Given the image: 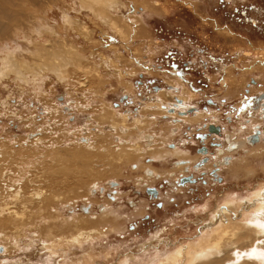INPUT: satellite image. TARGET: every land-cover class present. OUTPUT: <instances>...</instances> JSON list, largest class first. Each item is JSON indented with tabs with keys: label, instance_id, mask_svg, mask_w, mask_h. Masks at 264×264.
I'll list each match as a JSON object with an SVG mask.
<instances>
[{
	"label": "rangeland",
	"instance_id": "obj_1",
	"mask_svg": "<svg viewBox=\"0 0 264 264\" xmlns=\"http://www.w3.org/2000/svg\"><path fill=\"white\" fill-rule=\"evenodd\" d=\"M7 1L9 3L0 2V8L8 13V17L0 14V22L20 25V28L13 29V39L18 43L10 41L9 46L14 50L26 47L32 51L30 55L25 53L28 57L24 54L21 62L25 60L35 68L42 62L52 63L53 55L60 54L66 57L67 62L72 61V65L66 66L65 82H59L48 72L44 74L42 97L36 96L30 86L13 79L12 75L0 81V153L6 149L4 155L0 156V175L3 177L1 172L7 168L16 171L19 157L29 153L30 162L39 170V179L32 178L30 185L26 181L24 189L26 192H30L31 188L41 189L49 195L44 207L41 206L40 217H36L39 213L30 216L27 213L22 218L27 220H24L23 227L20 226L22 223L15 225L20 227L18 229L15 226L0 227L1 234L6 231L7 236L15 234L18 241V247H10L4 255L0 254V264H83L86 261L82 256L84 253L102 251L104 247V252L106 250L112 254L111 260L97 257L84 264H119V261L129 260L124 255L131 252H134L135 261L144 264L154 258V251L150 248L148 254H143L146 258L141 260L139 249L142 245L149 242L155 244V239L184 245L197 236L199 226L209 215V212L203 214L206 207V211H213L222 198L230 195H236L237 200L245 202L248 193L264 186V141L259 145L249 144L248 149L231 152V158L222 161L224 167H218L214 163L217 148L212 150L210 146L211 143H219L220 147L225 145V138L223 135L214 137L216 134L208 133L207 128L212 124L227 133L238 132L239 123H245L251 115L256 114L255 110L252 114L251 111L245 113L248 108L244 112L242 108L248 101L264 93V0H116L115 9L109 11L117 25L129 27L120 29V33L128 34L125 36L111 29L106 20L100 19L99 11L94 15L88 9H80L74 0ZM63 12L73 19L69 26L62 19ZM37 23H44L55 34L51 36L33 31L32 24ZM7 31L4 30L5 33ZM8 38L10 34H4L0 38V46ZM38 50L52 55L40 58L39 54L33 53ZM9 51L12 50L0 49V53ZM70 52H77L76 57L75 54L69 55ZM76 59H80L79 65L74 63ZM77 66L84 67L86 71H77ZM83 81L94 93L87 94V90L79 87L77 82ZM183 90L192 93L188 109H177L176 118L159 117V111L154 109L156 102L161 100L168 106L175 97L187 96ZM77 103L82 106L75 108ZM165 107L161 108L164 112L167 111ZM108 110L126 115L124 125L128 132L125 135L121 136L122 128L117 126L121 125L118 115L112 119L106 115L103 118L107 119H102ZM195 111L208 117L204 120L200 118L197 121L200 124L183 123L181 118H191ZM151 115H155L153 121ZM33 119L38 123L33 124ZM135 119L140 121L138 126L145 129L146 135L151 133V136H156V142L152 143L155 149L160 143L167 142L169 148L179 146L188 151L190 149L191 156H200L201 160L204 155L198 150L202 146L209 147L212 152L207 153V162L181 173L174 172L175 178L171 175L173 178L170 179L166 172L173 169L174 158L163 162L145 157L142 160L144 165L134 168L129 165L132 160L125 156L112 167L104 164L102 155L97 151L90 153L82 146L77 147V143H85L87 134L94 136L102 146L109 145L120 136L125 150L136 142L142 146L144 141L139 142L140 128L133 129ZM31 121L32 124H29ZM112 125L117 128L111 129ZM262 128L264 136V125ZM80 149L91 155L88 167L94 174L90 178L83 172L85 164L75 157V151ZM146 165L161 175L147 179L144 173ZM213 170L221 178L220 181L211 177ZM188 177L195 182H180L181 178ZM34 181L37 183L34 184ZM93 181L98 183L100 189H96L95 195H89L87 202L83 201L82 197H87V187ZM175 186L177 189H174ZM147 188H155L157 198L148 194ZM114 195H117L116 199ZM55 198L59 200L55 201ZM92 199L94 203L87 205ZM107 200L111 201L113 211L119 215L121 228L117 232L96 241L92 248L87 245L70 251L65 248V255L60 250L64 248L51 257L41 249L39 240L44 239L45 235L35 233L38 221L45 218L43 224L51 228L50 237L68 236L75 232V228L66 225L56 229L52 227L54 223H60L48 218L55 213V209L50 211L51 208L60 211L63 220L72 216L69 213L72 209L79 215H95L102 202ZM28 217L32 222L28 221ZM2 240L3 237H0V242ZM159 259L160 256L152 261ZM128 264L135 263L130 261Z\"/></svg>",
	"mask_w": 264,
	"mask_h": 264
},
{
	"label": "bare ground",
	"instance_id": "obj_2",
	"mask_svg": "<svg viewBox=\"0 0 264 264\" xmlns=\"http://www.w3.org/2000/svg\"><path fill=\"white\" fill-rule=\"evenodd\" d=\"M74 1L75 2L77 1L80 9H88L91 12H93L94 15H97L96 12L99 11L100 12V14H99L100 19H102L103 21L106 20V23L107 22L109 23V25L111 26V29H113L115 32H118L121 36L128 35V34L120 33V29L121 28L128 29L129 27H127V26L125 27V25H121V24L117 25V22L114 20L112 14H110L109 9L110 10L115 9L116 6H114V4H115L116 0H74ZM141 1H144V0H141ZM0 2H2V3L6 2L7 3L8 1L7 0H0ZM25 2H26V0H25ZM97 8L99 10H97ZM0 14H3L4 16L8 17V13L3 8H0ZM31 16H32V14H31ZM31 16H29V19L30 18L32 19ZM34 17H36V16H34ZM62 19H63V21H65L66 24H68V26H69V23L72 22L71 20H73L68 15V13H65V12H63ZM62 19H61V22H62ZM0 20H1V18H0ZM38 21H39V19H38ZM27 23H29L28 20H27ZM33 23H36V22H33ZM133 23H135V22H133ZM32 25H34L33 26L34 29H32L33 27L32 28L30 27V29H32L33 31L36 30L38 32H41V34L48 33L51 36H53L52 35L53 33L55 34V32H52V30H51L52 28L45 27L46 25L44 23H40V24L37 23V24H32ZM32 25H30V26H32ZM75 26H74V28H75ZM135 26H136V24H135ZM15 28H20V25L19 26L13 25L12 23L2 24L0 22V38H3L4 34L6 36L8 34H10V38H8L4 42L3 46H0V49L5 48V49L12 50V51H9L6 53H0V81L2 79H5V78L9 79L10 76L12 75L13 79L15 78V80H17L18 82H21L27 86H30L31 90L35 91L36 96L42 97V95H43L42 86L44 84L43 83L44 82L43 81L44 80V74L46 72H48L50 74H53L59 82H65L67 80L66 66L69 65L72 61L70 62L68 60L69 62H67L65 60L66 57H63L60 54L59 55L54 54L53 55L54 58H53L52 63L42 64L43 62L41 61L42 63L37 64V67H35V68L33 65L30 66L29 64H27L25 62V60L24 61L22 60V62H21L20 60L22 59V56L25 53L26 54L29 53V55H30V54H32V51H30L26 47H22L21 50H17V49L14 50V48L9 46L10 41L11 42L13 41L12 43H14V44L18 43L15 39H13V36H14L13 29H15ZM21 28L24 29L22 26H21ZM79 28H80V26H79ZM5 29H6V31L8 30L6 32L7 34L4 32ZM87 32H89V31H87ZM133 32H134V28H133ZM25 33L26 32H24V34ZM30 33H31V31H30ZM22 34L23 33H21V35ZM26 35H27V33H26ZM38 39H40V38H38ZM29 40L31 41V38ZM44 51L38 50L35 52L33 51V53L36 55L39 54L40 58L44 55H52V53L44 52ZM76 53L77 52H75V53L70 52L69 55L75 54L74 56L76 57V55H77ZM67 57H69V56H67ZM24 58H25V56H24ZM69 59H71V58H69ZM79 60L76 59V62H74V63L75 64L77 63L79 65L80 64ZM71 65H72V63H71ZM79 69H81V71H82L81 73H83V71L85 70L84 67L77 66L76 70L78 71ZM88 73H89V71L87 70V74ZM83 75L86 76V74H83ZM77 83L79 84V87H83L85 90H87V94L94 93V92H91V90L89 89L90 87L88 88L86 81L77 82ZM183 92H185V90H183ZM169 93L171 94L172 92H169ZM185 94L187 96L175 97L176 99L174 101L172 100V103L169 104L168 106L166 104H164L161 100L157 101L156 104L154 105V109L159 111L158 116L159 117L166 116V117H169L170 119L176 118L177 117V112H176L177 109H179L181 111L188 109L187 106H189L191 104L190 103V98H191L190 94H192V93H190V91H187V92H185ZM94 96H97V95H94ZM168 98H170V97H168ZM86 103H88V102H86ZM263 104H264V100H263ZM164 105L166 106L165 108L167 109L166 112L161 110V108H163ZM81 106H82V104H80V106L78 105V103L75 104V108H79ZM262 106L264 107V105H262ZM104 107L108 108L106 105ZM45 110H46V108H45ZM46 111H47V113H51V115H52V112H50L48 110H46ZM108 111H109L108 114H104V115L101 114L102 119H107V118H103L106 115H108V116L110 115L111 119H112V117H115V115H118V117L120 118L119 122L121 125H117V126L122 128V129H120L121 136L125 135L128 132L126 125H124L125 122L127 121L126 115L115 113V111H113V110L112 111L108 110ZM194 113L195 114L193 115V117L191 116V118H188V117H186L185 119L181 118L183 123H188V124H194V123L197 124L198 123V124H200V121L197 122L198 120H200V118L204 120L205 117H208V115L205 113L202 114V113H198L196 111ZM261 113H263V111H261V110H259V112L256 111V114L253 115V117L250 116L251 118L249 121H247L245 123L240 122L238 125L239 126L238 132L227 133L224 129H221L220 136L224 135V133L229 134L231 136L230 139L232 142H233V140L238 142V148L234 150L233 148L234 147L236 148V145L234 143H230V141L228 140V137L225 136L224 138H225V143L227 144V147L225 149H223V147L221 146V148H220V149H222L221 152L215 151V152H218L217 153L218 155L215 154L214 163H217L216 165H218V167H221V166L224 167L222 160L224 157L231 156L232 153L230 154L229 152H231L232 150L237 151L240 148H242V149L247 148L248 149V145L246 143V138L252 134V131H253L255 126H259L260 131H261V133L259 135L260 136L259 143L257 145H259L260 143H262V141H264V136L262 133L263 132L262 125H264V115ZM154 116H152V119H151L152 121L155 118ZM212 118H214V117H212ZM262 119H263V122H262ZM34 120L35 119H33V124H35V123L37 124L38 122H36V121L34 122ZM134 121L135 122L133 124V129H138V127L140 128V126H138V123H140V121H138L137 119H135ZM86 122H88V120ZM29 124H32V121H31V123L29 122ZM112 126L113 127H111V129H113V130H115V127L117 128L116 125L115 126L112 125ZM144 130L145 129H142V128L138 129V131H140L139 134L141 135V140L139 142L142 143L144 141V144H142V146H139V144L135 141L136 143H133L130 148L125 150L123 148H126V147L122 143L121 136L119 138L116 137L117 139H115L109 145L102 146V145H99L98 142H96V139H94V136L89 137V135L87 134L86 137L84 138L85 143H77L79 145L77 147L81 148L80 146H82L83 149H86L90 153H94L97 151L98 153H100L102 155L101 159L103 160L104 164H106V166H112V167H114L113 164L116 161L120 160V158H122V157L124 158L125 156H128L130 161L132 160L129 163V165L134 167V168H137L139 166L144 165V164H142V160H144L145 157H149L151 161H163L164 162L168 159L174 158L176 160V162L177 161L184 162V164H182V165L172 163L173 169L170 172H166L167 178H170V179L173 177L175 178V176H176L175 173L183 172L185 166H187L188 169L196 168L195 164L200 159L198 156L192 157L191 152H189V151H191L190 149L188 151L187 148L183 149L179 146H174L173 148H169L166 145L167 142L160 143L159 147L155 149L154 148L155 146L152 145V143L156 142V140H154L156 136L154 134H152V136H151V133H148L150 135H148V134L146 135ZM41 132H42V130H41ZM66 132L69 133L68 130ZM79 132L81 133V131H78V133ZM71 133H73V132H71ZM241 133H242V135H241ZM37 135H40V134H37ZM240 136H244V137H240ZM35 140L37 141L38 138H35ZM33 143H35V142H33ZM39 144H40V142H39ZM41 144H42V142H41ZM52 145H54V143ZM43 146H45V145H43ZM54 146H56V145H54ZM254 148H255V146H254ZM2 150L3 151L0 153V156L4 155L6 149H2ZM52 150H50V151H52ZM26 151H28V150H26ZM110 152H112L111 155L108 154ZM90 153H87V152L85 153L81 149L76 150L74 153L75 157H77V160H79L80 163L83 162L85 164V165H83V167L85 168L83 170V172H84L86 177H89V176L94 174L89 170V167H88V163H89L88 161L91 158ZM11 154L13 155V153H11ZM28 154L27 155L22 154L23 157H19L20 161H19V163H16L17 164L16 165V168H17L16 171L12 172L11 169L7 168L1 172V174H4L3 177H2V175H0V227L2 229H5L6 226L12 228V226H15L16 224H21V223L22 224L20 226H22L24 220L27 221L26 218L24 220L22 219V218H24L25 215H27V213H28V216H30L29 214L39 213V215H37L36 217H40L41 216L40 213L43 210L42 208L44 207V204L48 201L49 195L47 196V193L45 191H43L41 189H35V188L32 189L31 188L30 192L29 191L26 192L24 189V187L26 188L27 185L32 184L33 183L32 178L38 177V174H39V173L37 174V171L39 172L38 168L35 167V165H33L32 162H30L31 155H28ZM48 154H52V153H48ZM9 157L11 158V156H9ZM61 158H63V157H61ZM65 158H67V157H65ZM69 159H70V157H68V160ZM224 160H225V158H224ZM75 161H76V159H75ZM99 161H101V160H99ZM43 162H41V163H43ZM39 163L37 165L41 166V164H39ZM53 163H55V162H53ZM12 164H14V161L12 162ZM205 165H203V166H205ZM14 167H15V165H14ZM42 170H43V168H42ZM148 171L150 172L149 174L147 173ZM144 173L146 174L147 179L156 178L157 176L159 177L161 175L156 170L151 169V167L149 165L144 166ZM24 175H25V177H23ZM171 175H173V177ZM82 178H84V177H82ZM28 179H30V180L28 181ZM37 179H39V177ZM26 181H27V185H24L26 183ZM95 181H93V184H90L87 187L88 188L87 194H86L87 197H85V198L82 197L83 201L85 200L87 202L89 200V195L90 196L95 195L94 193L96 192V189L97 190L100 189V187L98 186V183H95ZM112 182L113 181H111V183ZM36 183L37 182H35L34 184H36ZM174 189H177V186H175ZM230 194L231 193H228L227 195H230ZM116 196L117 195H114L115 199L117 198ZM233 196L235 198H231ZM51 197L53 199V195ZM55 197H57V196H55ZM246 197H248V200L243 202L241 200L236 199V198H238V196L230 195V197L227 196L226 198H222L220 201V204L217 203V206L214 207L213 211H206V208H207L206 207L203 210V214L209 212V215H207L208 217L205 220L203 219L205 222H203V224L201 226H199L197 236L192 237L193 239H189L186 242V244H184V245L182 243L177 244L176 241H175L176 243L168 244V243H164L160 239H155L154 240L156 242L155 244L149 242L148 244L142 245L141 248L139 249L141 256H142L141 260L146 258V255H143V254H145V253L148 254L149 250L151 248L154 251V255H153L154 258L150 259L148 262H145L144 264H264V186L260 187L259 189H256L253 192L248 193L246 195ZM56 199L59 200V198H55V201H56ZM52 202H53V200H52ZM91 202L94 203L93 199L91 201H89L87 203V205H90ZM50 203H51V201H50ZM41 206H43V207L41 208ZM53 209H55L54 215H56V213H57V216H54L52 214L53 217L50 215V216H48V218H53L54 220L59 221L60 224L57 225L56 223H54V225L52 227H54L56 229V228H60L61 225H63L62 227H64L66 225L67 227H71L72 229L75 228V232L72 231L71 233H69L68 236H63V235L58 236L57 235V237H55V238L53 236L50 237L51 236V228H49V226H47V225H46L47 227H45L43 224L46 222L45 218L42 219V221H38V224L35 225L36 229H37L35 231V233L41 234L43 236L45 235L44 236L45 240L43 238L42 239L40 238L39 241H41V243H42L41 249L45 250L48 253V256H50V257L56 255L58 253L57 251H59L60 248H64V249H60V250H62L63 254L65 255L66 254L65 252L67 251L66 249H68L69 251L72 248L81 249L83 247V245H87V246L91 247V246H93V244L96 241L103 239V238H107L108 235L110 236L111 234L117 232L121 228L120 227L121 224L119 221V215L117 212L113 211L112 204H111L110 200L102 202V207L99 208V212L95 215L91 214V213H89L88 215H84V214L79 215L75 211H73V209H72V211L69 212L70 215H72V216H69L67 218H63V220H62V216L60 215V211L56 210V208H51L50 211L52 212ZM28 218H29L28 219V221H29L31 217H28ZM48 218L46 217V219H48ZM30 222H32V219L30 220ZM26 224H28V223H26ZM24 226H25V224H24ZM78 226H80V227L89 226V227L79 228ZM42 227L44 228L43 230H42ZM14 228L18 229L20 227L17 228V226H15ZM4 233L5 234L0 233V237H3L2 242H0V245H1L0 246V248H1L0 254L3 253V255L8 251V249L10 247L11 248L18 247V241H17V237H16L17 235L15 236V234H14L12 236L11 235L7 236L6 235L7 231ZM13 233H14V231H13ZM19 233H21V232H19ZM19 233L16 232V234H19ZM10 234H12V233H10ZM59 235H61V234L59 233ZM89 247H87V248H89ZM87 248H84V249H87ZM96 248H98V247H96ZM104 248H103V250H104ZM87 250H89V249H87ZM103 250L102 251L97 250V252H86V253H84L82 256L86 259V261L87 260H89V261L88 262L85 261V262H83V264L84 263H90V261L95 260V258H97V257L109 261L108 259H110V257L112 258V256H111L112 254L110 255L109 251L105 250V252H104ZM82 251H84V250H82ZM92 251H93V249H92ZM159 256H160V259L158 261H152ZM124 257L129 258V260H126L125 262H122V263L119 261V264H128L130 261L131 262L134 261L135 264H140L139 261H135L136 258L134 257V252H131L128 255L125 254ZM78 262H81V261H78Z\"/></svg>",
	"mask_w": 264,
	"mask_h": 264
},
{
	"label": "flooded vegetation",
	"instance_id": "obj_3",
	"mask_svg": "<svg viewBox=\"0 0 264 264\" xmlns=\"http://www.w3.org/2000/svg\"><path fill=\"white\" fill-rule=\"evenodd\" d=\"M263 94V93H262ZM262 94H260V95H257L256 97H254L253 99H251V101H248L247 102V105L246 106H244V108H242V110H243V112L244 111H246V108H248V110L245 112V113H248L249 111H251V114H252V111L253 110H255V112L254 113H256V111L257 112H259V110H261L262 111V108H264L262 105H264L263 104V100H264V97L262 96ZM237 110V109H236ZM242 112V111H241ZM261 114H263L264 115V113H261ZM251 117H252V115H251ZM251 117H249V120H250V118ZM248 118V117H247ZM249 120H247V121H249ZM246 121V122H247ZM262 121H263V119H262ZM256 127V126H255ZM255 127H254V129H255ZM254 129H253V131H254ZM258 129H259V133H261V131H260V127L258 126ZM262 130H263V128H262ZM253 131H252V134H253ZM263 133V132H262ZM213 134V133H212ZM220 134H221V131H220ZM220 134H216L218 137H220ZM251 134V135H252ZM216 135H214V137H217ZM250 135V136H251ZM260 135V134H259ZM206 136V135H205ZM225 136H227L228 137V140L230 141V143H234L235 145H236V148L234 147L233 149L235 150V149H237L238 148V142H236L235 140H233V142L231 141V136L229 135V134H226V133H224V135H223V137H225ZM249 137V136H248ZM247 137V138H248ZM247 138H246V143H247V145H249L250 143L247 141ZM259 139H260V136H259ZM257 143H259V141L257 142ZM211 144H214V143H211ZM219 144V143H218ZM254 144H256V143H254ZM254 144H251V145H254ZM224 145V144H223ZM223 145H221L222 147H223V149H225L226 147H227V144H225L224 146ZM210 147H213V149L212 150H214V146H210ZM207 148V153L210 151V152H212V150L209 148V147H206ZM215 148H217V149H215V151H219V152H221V150L222 149H220L221 147L219 146V147H215ZM229 148V147H228ZM238 151V150H237ZM231 152H234L233 150L231 151ZM231 152H229V153H231ZM236 152V151H235ZM218 152H215V154H217ZM203 155V154H202ZM207 155V154H206ZM218 155V154H217ZM220 156V155H219ZM232 156V155H231ZM225 158V161L227 160V158H231L230 156H227V157H224ZM224 158H223V160H224ZM222 160V161H223ZM173 163H176V164H178V165H182V164H184V162H179V161H175V162H173ZM222 163V162H221ZM195 167H196V165H195ZM191 169V168H190ZM190 169H188L187 168V166H185L184 167V170H190ZM193 169V168H192ZM216 170V169H215ZM215 170H213V172H215L216 173V171ZM213 172H212V175H211V177H213V179L214 180H217L216 178H214V176H213ZM148 174L150 173L149 171L147 172ZM217 174V173H216ZM218 176V175H217ZM194 180V179H193ZM188 183V182H187ZM148 189V188H147Z\"/></svg>",
	"mask_w": 264,
	"mask_h": 264
},
{
	"label": "water",
	"instance_id": "obj_4",
	"mask_svg": "<svg viewBox=\"0 0 264 264\" xmlns=\"http://www.w3.org/2000/svg\"><path fill=\"white\" fill-rule=\"evenodd\" d=\"M262 96L264 97V93L262 94ZM262 111H263V113H264V108H262ZM207 128H208V133H210V134H212V133H213V134H220L221 129H220L219 126H215V125L210 124V125L207 126ZM259 134H260V133H259L258 126H256L255 129H254V131H253V134L247 138V141H248L250 144L257 143V142L259 141ZM204 138H206V136H205ZM219 145H220V144H218V143L211 144V146H214V147H219ZM198 153L204 155V158H202V159L200 160V163H198V164L196 165V166H201L202 164H204V163L207 162V159H208V157H207V155H206V154H207V148H206L205 146H202V147L198 150ZM213 176H214V178H216L218 181L221 180V178L218 177L217 174H216L215 172H213ZM180 182H181V183H186V182H195V181H194L191 177H188V178H181ZM146 192H147L148 194H151L154 198H157V194H158V192H157V190H156L155 188H148V189L146 190ZM0 250H1V248H0Z\"/></svg>",
	"mask_w": 264,
	"mask_h": 264
},
{
	"label": "crops",
	"instance_id": "obj_5",
	"mask_svg": "<svg viewBox=\"0 0 264 264\" xmlns=\"http://www.w3.org/2000/svg\"><path fill=\"white\" fill-rule=\"evenodd\" d=\"M180 78V77H179ZM197 155V154H196ZM199 159H200V156H199Z\"/></svg>",
	"mask_w": 264,
	"mask_h": 264
}]
</instances>
